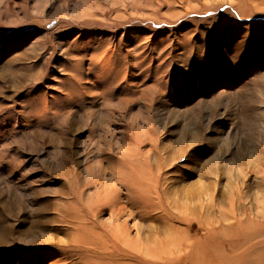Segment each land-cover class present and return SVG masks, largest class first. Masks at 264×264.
<instances>
[{
    "label": "rangeland",
    "instance_id": "374dc122",
    "mask_svg": "<svg viewBox=\"0 0 264 264\" xmlns=\"http://www.w3.org/2000/svg\"><path fill=\"white\" fill-rule=\"evenodd\" d=\"M0 264H264V0H0Z\"/></svg>",
    "mask_w": 264,
    "mask_h": 264
},
{
    "label": "bare ground",
    "instance_id": "6f19581e",
    "mask_svg": "<svg viewBox=\"0 0 264 264\" xmlns=\"http://www.w3.org/2000/svg\"><path fill=\"white\" fill-rule=\"evenodd\" d=\"M144 246V245H143ZM146 246H147V244H146ZM144 248V247H143ZM144 251H145V253L147 254L148 252H147V248L145 247V249H144Z\"/></svg>",
    "mask_w": 264,
    "mask_h": 264
}]
</instances>
